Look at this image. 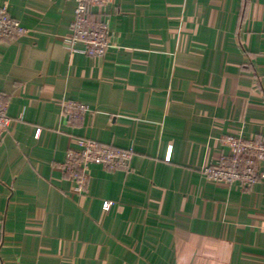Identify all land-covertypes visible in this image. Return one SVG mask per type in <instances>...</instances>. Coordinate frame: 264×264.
I'll return each mask as SVG.
<instances>
[{
  "label": "crops",
  "instance_id": "1",
  "mask_svg": "<svg viewBox=\"0 0 264 264\" xmlns=\"http://www.w3.org/2000/svg\"><path fill=\"white\" fill-rule=\"evenodd\" d=\"M1 6L29 32L0 40V264H264V178L202 174L224 135L264 140V0H111L102 57L71 40L75 0ZM88 139L134 155L80 195L62 164Z\"/></svg>",
  "mask_w": 264,
  "mask_h": 264
},
{
  "label": "built area",
  "instance_id": "2",
  "mask_svg": "<svg viewBox=\"0 0 264 264\" xmlns=\"http://www.w3.org/2000/svg\"><path fill=\"white\" fill-rule=\"evenodd\" d=\"M75 18L71 24V40H81L85 53L90 56H104L109 47L116 44L107 9L111 0H75ZM29 32V28L20 20L11 16L7 6L0 7V40L15 39ZM63 113L70 120L85 114L89 106L82 102L69 101L63 104ZM11 116L6 105L0 101V133L11 124ZM40 130L38 135H40ZM228 153L223 154L217 163L204 166L202 174L217 182H239L243 187H251L260 178H264V140L248 139L242 134H226L222 137ZM132 147H117L88 139L82 149H70L62 169L75 183V192L88 194L90 167L99 164L107 171L128 169L133 159ZM115 201L105 200L103 208L110 210Z\"/></svg>",
  "mask_w": 264,
  "mask_h": 264
}]
</instances>
